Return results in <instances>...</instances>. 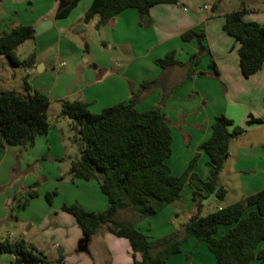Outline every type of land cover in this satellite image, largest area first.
Returning <instances> with one entry per match:
<instances>
[{
  "label": "crops",
  "instance_id": "obj_1",
  "mask_svg": "<svg viewBox=\"0 0 264 264\" xmlns=\"http://www.w3.org/2000/svg\"><path fill=\"white\" fill-rule=\"evenodd\" d=\"M247 2L229 11L217 0H179L176 5L153 7L144 19L138 10L127 9L97 28L99 18L84 22L93 0H85L83 8L77 5L63 19L56 18L60 0H0V37L20 25L36 28L47 20L54 22L51 29L30 40L34 52L28 58L35 56L31 67L16 66L0 54V93H25L26 79L29 84L34 80V88L49 97V110L52 100L61 109L63 101H84L93 114L132 100L141 112L159 108L172 130V155L166 161L172 175L181 176L197 156L194 174L203 182L208 180L210 168L201 145L212 136L215 119L228 117L234 123L231 131L238 127L245 132L231 141L220 176L226 196L213 211L210 205L216 198L204 205L201 213L205 216L264 190V65L258 73L244 77L240 45L223 30L225 15L241 9L246 10L244 21L264 25V6L256 7L254 0ZM204 6L213 9L205 11ZM190 31L205 33L207 52L187 80L188 64L199 53L196 41L183 40ZM173 51L180 65L163 70L157 60ZM16 56L20 62L28 59L20 58L17 50ZM211 61L217 65L218 77L210 68ZM144 82L154 84L142 89ZM252 118L260 121L248 124ZM65 123L71 131L70 120ZM66 138L65 125H54L31 145L0 151V223L10 221L16 232L8 231L12 241L23 238L32 243L51 264H59L60 259L61 264H133L129 241L105 227L86 249H79L83 233L63 208L78 204L87 212L103 213L109 202L97 180L72 178L74 158ZM195 190L187 181L180 200L152 217L141 219L124 209L118 219L152 241L162 239L198 213ZM31 193L35 196L30 197ZM53 193L50 203L47 196ZM231 227H223L217 236ZM259 250H264V241ZM136 258L141 260L139 254ZM14 261V255L0 254V264ZM166 264L217 262L206 243L192 238ZM251 264L260 262L256 259Z\"/></svg>",
  "mask_w": 264,
  "mask_h": 264
},
{
  "label": "trees",
  "instance_id": "obj_2",
  "mask_svg": "<svg viewBox=\"0 0 264 264\" xmlns=\"http://www.w3.org/2000/svg\"><path fill=\"white\" fill-rule=\"evenodd\" d=\"M68 6L58 11L56 18L63 19L81 0H65ZM179 0H93L85 13L84 22L99 18L100 28L127 9H136L145 17L157 5H176ZM245 9L225 15L223 30L239 45L240 68L244 77L258 73L264 65V25L244 21ZM33 26H17L0 37V54L14 65L31 67L35 56L20 62L16 49L35 38ZM204 32L190 31L183 35L186 42L196 41L199 53L189 64L187 80L191 78L192 67L199 63L207 52ZM87 47V46H86ZM175 51L157 60L163 70L180 65ZM214 76H219L217 65L211 61ZM153 82H144L142 89ZM25 93H0V151L7 147L31 145L38 136H45L51 129L48 110L49 97L33 88L25 79ZM59 118L71 122V130L79 145L80 158L72 161L70 175L73 179L97 180L109 207L103 213L85 211L80 205L65 206L63 211L71 214L80 227L84 238L79 249L87 248L91 238L103 227L112 235L127 239L134 253L133 264H166L174 255L181 253L182 246L194 238L206 243L214 254L217 264H251L259 260L264 264V250L259 245L264 241V190L247 196L239 202L214 212L202 215L203 201L217 187L216 198L224 200L226 190L220 186V176L230 156L231 141L242 135V128L234 125L228 117L215 119L210 139L201 145L209 157V178L203 182L194 174L198 157H194L181 176L171 173L166 161L172 155V130L168 120L159 108L139 111L135 101L118 104L93 114L84 101H63ZM260 120L250 119L248 124ZM190 181L195 187L194 200L198 213L179 230L158 240H150L132 224L120 221L118 214L124 209L147 219L165 207L180 200L183 189ZM205 191L206 195L201 194ZM56 193L47 196L51 203ZM31 193L30 197H34ZM231 229L218 237L223 227ZM0 253L15 256L13 264H51L44 254L32 243L21 238L15 241L0 237ZM141 256V260L136 255ZM63 262L60 259L59 264Z\"/></svg>",
  "mask_w": 264,
  "mask_h": 264
},
{
  "label": "rangeland",
  "instance_id": "obj_3",
  "mask_svg": "<svg viewBox=\"0 0 264 264\" xmlns=\"http://www.w3.org/2000/svg\"><path fill=\"white\" fill-rule=\"evenodd\" d=\"M31 1H33V0H31ZM247 1L249 2V0H217V3H218V5L221 4L222 6H224L225 9H227L229 11H233V9H235V8L242 7L243 3H246ZM254 1H255L256 7H263L264 6V0H254ZM17 2H19V1H17ZM84 2H85V0L81 1V3L78 5L79 8H83ZM42 3H44V2H42ZM249 5H251V4L249 3ZM78 6H76L74 9H76ZM261 11H263V10H261ZM16 50H17V54L20 58L26 59L34 52V42L29 41L24 45L22 44ZM33 81L34 80H30V85L34 88V85L32 84ZM61 113H62L61 105L58 102H55L52 100V107L48 112L50 124H51V126L65 125V130L67 132L66 141L68 140V142L70 144V147H71L70 156L74 158L73 159V161H74V160L79 159L80 155H81L79 145L75 141L74 132L72 130L69 131L70 129L66 125L67 123H65V122H69V120L66 118H65L66 121H63V119L59 120V116L61 115ZM222 202H223V200H219L217 198L215 200H213L211 202V205H210V209H211L210 211H213L215 209V207H217L218 204H222ZM9 230L12 231L14 234L16 233L15 227L12 225V223L10 221L5 222V223H0V237L3 239H9L10 241H12V239L8 236Z\"/></svg>",
  "mask_w": 264,
  "mask_h": 264
},
{
  "label": "water",
  "instance_id": "obj_4",
  "mask_svg": "<svg viewBox=\"0 0 264 264\" xmlns=\"http://www.w3.org/2000/svg\"><path fill=\"white\" fill-rule=\"evenodd\" d=\"M60 2L62 3L60 6V9L65 8L66 6H68V3L65 0H60ZM141 18L144 19L145 16L143 14H141ZM54 22L52 20H47L45 22H43L42 24H40L38 27L35 28V31L38 35L44 33L45 31H48L49 29L52 28ZM83 30L85 29V27L82 28ZM219 187L216 188V190L210 195L208 196L204 201H203V205H207L210 201H212L214 198H216V195L219 191Z\"/></svg>",
  "mask_w": 264,
  "mask_h": 264
},
{
  "label": "built area",
  "instance_id": "obj_5",
  "mask_svg": "<svg viewBox=\"0 0 264 264\" xmlns=\"http://www.w3.org/2000/svg\"><path fill=\"white\" fill-rule=\"evenodd\" d=\"M203 9H204L205 11H209V12H211L212 9H213V7H212V6H204Z\"/></svg>",
  "mask_w": 264,
  "mask_h": 264
}]
</instances>
